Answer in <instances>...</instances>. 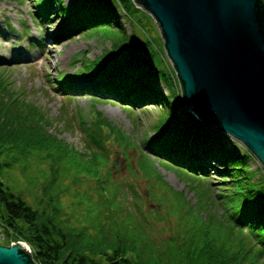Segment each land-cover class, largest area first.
<instances>
[{
  "label": "rangeland",
  "instance_id": "obj_1",
  "mask_svg": "<svg viewBox=\"0 0 264 264\" xmlns=\"http://www.w3.org/2000/svg\"><path fill=\"white\" fill-rule=\"evenodd\" d=\"M60 1L62 13H69L80 0ZM42 4L50 9L47 2ZM134 8L130 16L123 9L116 11L126 35L105 27L71 36L66 32L71 30L68 17L54 16L43 22L32 0H0V67H6L11 81L23 87L28 98L43 110L51 122L50 133L72 148L68 170L64 169V160L54 165L60 169L57 184L62 190L54 206L63 211L61 217L68 225L77 229L120 224L124 226L122 232L148 234L154 243H163L169 237L182 241L191 234L208 236V240L229 243L233 252L240 250L248 258L264 261L261 246L252 234L235 223L238 197L233 196L231 184L221 182L223 167L209 159L201 162L205 172H198L197 167L189 171L186 166H172L156 158L148 150L153 137L187 120L167 86L165 89L159 84L168 94L171 116L157 106L131 107L88 92L99 68L123 61L124 46L132 33L147 44L157 69L172 72L176 97L182 99L159 28L147 13L135 4ZM59 80L67 81L69 87L60 86ZM224 136L240 157L244 152L252 156L248 167L253 180L263 177V166L248 149ZM93 138L95 143L91 142ZM20 165L26 167L27 177L39 180L36 192H41V202L28 193L25 199L41 208L47 200L43 186L54 176L53 164L37 153L11 168L15 178L26 185ZM137 220L142 223L141 229L132 226Z\"/></svg>",
  "mask_w": 264,
  "mask_h": 264
},
{
  "label": "trees",
  "instance_id": "obj_2",
  "mask_svg": "<svg viewBox=\"0 0 264 264\" xmlns=\"http://www.w3.org/2000/svg\"><path fill=\"white\" fill-rule=\"evenodd\" d=\"M32 1L37 17L43 22L54 16L68 17L71 30L66 32L71 36L73 33L87 35L105 27L119 29L126 35L116 11L123 9L130 16L135 9L133 0H80L71 7V12L62 13L64 6L60 0ZM42 1L47 2L50 9ZM124 48L123 61L108 62L99 68L88 92L131 107L157 106L171 116L168 94L159 84L165 89L167 86L169 95L185 112L187 120L153 137L148 150L156 158L172 166H186L189 171L197 167L198 172H205L202 164L209 159L223 167L221 182L231 184L233 196L238 197L239 216L235 223L252 234L264 255V176L253 180V172L248 167L252 156L244 152L240 157L237 149L228 146L224 135L206 127L186 110L182 99L176 97L172 72L156 68L147 44L139 42L131 33ZM6 70L0 67V245L25 243L35 264H264V261L248 258L240 250L233 252L229 243L208 240V236L191 234L182 241L169 237L163 243H154L148 234L122 232L124 226L120 224H100L92 229L69 226L61 217L63 211L54 206L59 203L62 192L57 184L60 169H55L54 165L64 160V169L68 170L67 159L72 148L50 133L51 122L46 114L28 98L23 87L11 81ZM59 83L65 89L69 87L67 81L59 80ZM94 140L91 142L95 143ZM37 153L52 162L54 172L43 186L42 193L47 200L41 208L25 199L28 193L36 202H41V192H36L40 185L37 177H27L26 167L20 165L18 169L25 178V185L10 171ZM40 175L45 179L44 173ZM132 226L143 227L139 220Z\"/></svg>",
  "mask_w": 264,
  "mask_h": 264
},
{
  "label": "water",
  "instance_id": "obj_3",
  "mask_svg": "<svg viewBox=\"0 0 264 264\" xmlns=\"http://www.w3.org/2000/svg\"><path fill=\"white\" fill-rule=\"evenodd\" d=\"M159 28L186 110L264 168V0H133ZM0 264H35L25 243Z\"/></svg>",
  "mask_w": 264,
  "mask_h": 264
}]
</instances>
